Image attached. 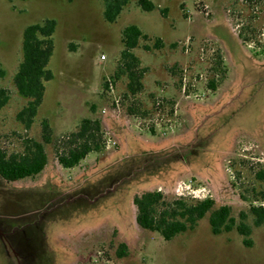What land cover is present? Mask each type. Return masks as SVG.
Returning a JSON list of instances; mask_svg holds the SVG:
<instances>
[{
  "label": "rangeland",
  "instance_id": "374dc122",
  "mask_svg": "<svg viewBox=\"0 0 264 264\" xmlns=\"http://www.w3.org/2000/svg\"><path fill=\"white\" fill-rule=\"evenodd\" d=\"M152 1L156 8L144 11L133 0L108 23L102 0H0V87L10 93L0 147L22 152L28 140H42L43 120L52 129L39 174L13 182L0 176V224L13 228L0 230V264H20L10 234L23 250L40 245L38 264H264V225L254 226L252 216L251 244L236 229L214 234L208 216L167 241L138 224L134 203L157 190L170 199L211 197L231 205L236 218L264 205L257 177L264 170V0ZM47 18L57 21L54 77L27 130L16 117L27 100L14 75L25 27ZM131 24L150 40L134 50L145 90L125 97L126 78H111ZM157 38L161 48H143ZM87 117L102 122V149L64 167L58 151Z\"/></svg>",
  "mask_w": 264,
  "mask_h": 264
},
{
  "label": "trees",
  "instance_id": "16d2710c",
  "mask_svg": "<svg viewBox=\"0 0 264 264\" xmlns=\"http://www.w3.org/2000/svg\"><path fill=\"white\" fill-rule=\"evenodd\" d=\"M102 1L105 21L114 23L133 0ZM136 2L144 11H152L156 8L152 0H136ZM56 28V19L47 18L27 25L23 31V57L14 75V84L18 94L27 100L16 116L27 130L32 128L39 108L43 103L46 83L54 77L49 64L55 50L54 34ZM143 40H150V36L135 24L128 25L122 30L121 41L123 49L120 52L119 63L111 81L115 82V80L123 76L126 78L125 97H135L145 90V68H141V60L134 52ZM162 46V39L157 38L154 46L144 44L143 48L146 51H150L153 48L157 49ZM217 64L223 66V58L220 54ZM109 84L110 81H105L104 87H109ZM217 85L218 83L215 80L209 81L210 89L215 90ZM9 100V91L4 87H0V111L7 105ZM128 111L129 114L134 115L136 113L132 106L129 107ZM42 127V140H28L22 152L8 154L0 147V176L4 180L13 182L25 177L35 176L48 165L49 159L46 144L52 141V129L46 119L43 120ZM149 130L155 133L153 127H150ZM102 137L101 120L90 117L83 118L78 130L68 134L64 148L58 151L59 163L67 168L75 167L89 152L102 149L101 145L104 144L101 141ZM178 157L181 156L178 155L174 158L177 159ZM257 177L264 180V170L259 171ZM134 203L137 207L138 224L144 229L158 232L167 241L189 229H195L206 216L209 218V224L214 234H221L236 229L243 236L245 244H251L250 236L253 225L256 227L264 225L263 204H251L249 212L241 211L239 218H236L233 215L231 205L222 204L216 206L215 200L211 197L199 199L191 196H176L170 199L162 191L157 190L137 194ZM249 216H252L253 225L248 222ZM31 229L33 228L29 230ZM0 230L10 232L13 228L7 230L0 224ZM14 236L13 234L8 235L7 242L19 254L20 264H34L35 262V264H38L40 258L33 252L36 246L40 248V245L34 242L32 245L30 242V249L33 252H29L28 248L23 250L17 244ZM25 244V242L22 243L23 247ZM127 252V245L121 243L117 254L124 257ZM41 263L47 264L43 261Z\"/></svg>",
  "mask_w": 264,
  "mask_h": 264
},
{
  "label": "built area",
  "instance_id": "2783aa9c",
  "mask_svg": "<svg viewBox=\"0 0 264 264\" xmlns=\"http://www.w3.org/2000/svg\"><path fill=\"white\" fill-rule=\"evenodd\" d=\"M101 59H106V56L105 55H102L101 56ZM109 87L112 89L113 88V83L110 81V84H109ZM119 100H117L118 102Z\"/></svg>",
  "mask_w": 264,
  "mask_h": 264
}]
</instances>
